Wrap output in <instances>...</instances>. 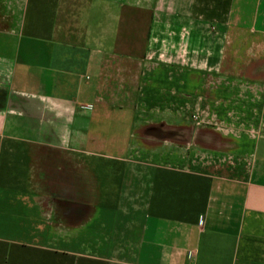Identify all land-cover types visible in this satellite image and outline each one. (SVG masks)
I'll return each instance as SVG.
<instances>
[{"label": "crops", "instance_id": "1", "mask_svg": "<svg viewBox=\"0 0 264 264\" xmlns=\"http://www.w3.org/2000/svg\"><path fill=\"white\" fill-rule=\"evenodd\" d=\"M0 0V264H264V0Z\"/></svg>", "mask_w": 264, "mask_h": 264}, {"label": "rangeland", "instance_id": "2", "mask_svg": "<svg viewBox=\"0 0 264 264\" xmlns=\"http://www.w3.org/2000/svg\"><path fill=\"white\" fill-rule=\"evenodd\" d=\"M89 0H64L61 11V23L58 38L69 42L82 40L84 28L80 16Z\"/></svg>", "mask_w": 264, "mask_h": 264}]
</instances>
